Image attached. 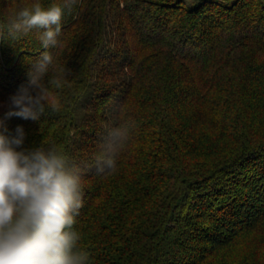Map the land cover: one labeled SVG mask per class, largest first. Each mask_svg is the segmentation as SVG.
Masks as SVG:
<instances>
[{"label": "trees", "instance_id": "1", "mask_svg": "<svg viewBox=\"0 0 264 264\" xmlns=\"http://www.w3.org/2000/svg\"><path fill=\"white\" fill-rule=\"evenodd\" d=\"M20 2L0 0V24ZM58 40L61 111L5 119V134L22 126L18 150L56 143L82 169L89 264H264V0H78ZM43 51L35 30L0 44V116Z\"/></svg>", "mask_w": 264, "mask_h": 264}, {"label": "clouds", "instance_id": "2", "mask_svg": "<svg viewBox=\"0 0 264 264\" xmlns=\"http://www.w3.org/2000/svg\"><path fill=\"white\" fill-rule=\"evenodd\" d=\"M77 2L61 0L45 8L40 0H21L0 24V44L35 30L45 49L31 63L27 85L10 98L8 111L0 116V264H89V253L79 247L81 234L73 227L83 206L82 169L56 143L18 150L25 139L23 127L9 136L4 124L11 117L38 121L48 111H61L57 92L69 83L71 70L57 64L48 49L63 47L58 40L61 21ZM129 127L125 122L109 129L94 157L99 173L116 170Z\"/></svg>", "mask_w": 264, "mask_h": 264}, {"label": "rangeland", "instance_id": "3", "mask_svg": "<svg viewBox=\"0 0 264 264\" xmlns=\"http://www.w3.org/2000/svg\"><path fill=\"white\" fill-rule=\"evenodd\" d=\"M253 242H254V240L252 238V239L248 240L245 245L250 247V248H252L253 244H258L259 243V241H257L256 243H253ZM260 248H261L262 251H264V244L263 243H262V246Z\"/></svg>", "mask_w": 264, "mask_h": 264}]
</instances>
